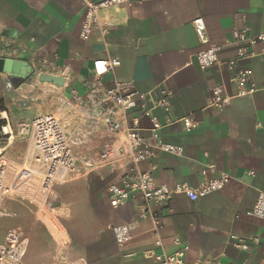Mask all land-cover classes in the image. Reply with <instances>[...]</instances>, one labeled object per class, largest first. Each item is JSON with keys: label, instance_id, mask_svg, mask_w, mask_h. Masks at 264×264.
Instances as JSON below:
<instances>
[{"label": "crops", "instance_id": "0c3cea01", "mask_svg": "<svg viewBox=\"0 0 264 264\" xmlns=\"http://www.w3.org/2000/svg\"><path fill=\"white\" fill-rule=\"evenodd\" d=\"M84 13L82 0H0V44L23 49L13 60L26 62L33 73L63 78L62 88L70 92L60 113L67 134L88 133L85 141L72 145L81 174L54 186L56 219L66 242L56 245L40 219L2 216L0 224H8L0 240L9 228L21 231L23 264H144L143 252L152 247L153 236L150 220L139 217L143 198L137 195L112 207L108 185L132 171L151 172L156 182L170 187L197 186L205 176L226 172L230 179L218 191L194 200L175 195L168 208L153 205L162 217V247L155 250L174 253L185 245V264H264V218L251 214L259 192L264 193V54L240 61V68L251 71L257 91L236 96L231 70L218 65L203 70L196 63L194 54L206 45L192 25L201 17L208 44L222 46L218 58H233L240 47L229 43L234 30L264 32V0H131L129 6L101 11L100 21L112 25L106 35L94 30L87 39L80 37ZM263 48L258 43L253 50ZM111 58L119 65L102 75L98 93L117 83L140 92L154 90L156 97L159 90L171 92L168 109L151 112L159 124L157 139L142 110L148 101L127 111L112 107L115 119L126 128L137 118V133L145 143L180 146L182 155L158 150L137 164L117 155L110 165L96 164L106 143L117 144L102 117L93 115L90 94L96 82L93 61ZM32 84L27 77L13 86L8 73L0 72V94L11 110L15 93L26 97ZM220 85L231 96L222 109L209 105L212 89ZM186 116L199 122L190 132L178 120ZM85 161L93 166L88 168ZM124 223L130 224L133 236L120 248L109 226ZM231 236L246 238L247 249L235 246ZM254 237L258 244L250 240Z\"/></svg>", "mask_w": 264, "mask_h": 264}, {"label": "built area", "instance_id": "2783aa9c", "mask_svg": "<svg viewBox=\"0 0 264 264\" xmlns=\"http://www.w3.org/2000/svg\"><path fill=\"white\" fill-rule=\"evenodd\" d=\"M84 6V20L80 30V37L87 39L90 33L98 30L103 36L108 33L112 25L110 21H100L99 14L103 10L114 7L129 6L131 0H82ZM192 25L201 44L206 47L196 54L194 58L201 69H207L218 65L226 67L232 71L230 81L236 86V96H247L257 91V87L252 79L251 71L239 67L240 61L264 54V48L256 52L253 48L258 43H264V32L252 34L247 28L236 29L232 32L230 44H238L235 57L225 60L218 58V53L222 46L208 44L204 20L197 17L192 21ZM24 50L18 46L2 42L0 44V58L18 59ZM119 65L118 59H97L93 61L92 73L95 87L90 90L93 97V115L102 117L109 133L116 137L117 144L106 143L96 159V164H112L113 155L120 158L129 159L137 164L141 161L155 157L156 151L163 150L182 155L183 149L180 146L161 144H148L137 133V118L131 119L132 126L122 128L115 119L112 107L117 106L123 111L142 107V102L148 101L149 107L142 108L143 114L150 117L152 121V131L154 138H158L157 130L159 124L151 117V112L156 108L168 109L171 92L164 89L159 90L160 97H156L154 90L140 92L128 83H117L113 88L98 93L101 88V77L112 68ZM74 97L79 96L74 94ZM231 96L222 93V86H215L211 91L209 105L222 109L230 100ZM4 115V116H2ZM0 119L3 120L0 126V139L12 140L17 136L25 141L31 151L30 162L22 165L0 157V216L1 205L4 198H18L30 204L38 206V213L46 214L53 218L55 222L50 229V234L60 246L67 240V234L59 225L56 214L59 208L58 195L54 186L59 181H65L81 174L76 165V160L72 153V145L85 141L87 131L82 135L75 133L70 138L65 131L61 118L51 113L38 114L29 120H21L13 130L5 111H0ZM184 129L190 132L199 126V122L192 116L179 118ZM2 150H0L1 154ZM88 168L93 163L85 161ZM253 175V172H249ZM230 179L226 172H219L214 177L205 176L197 186H190L186 183H176L170 187L163 183L156 182L151 172L132 171L121 174L108 185L109 203L112 207L125 204L135 198L142 196L143 205L139 212V217L149 219L151 222L150 233L153 236L152 247L144 250V264H185V254L187 246H182L174 253H166L161 250L157 252L155 248L162 247L160 230L162 227V217L159 211L153 209V205L168 208L175 195L183 194L190 200L199 196L220 190ZM251 214L264 218V193L259 192ZM43 215L38 219L42 220ZM114 240L118 247L124 246L132 239V228L130 224L110 225ZM235 246L247 249L248 240L243 237L231 236ZM258 244L257 237L250 239ZM178 244V240H174ZM264 250V246H263ZM25 252L24 240L18 228H9L0 242V264H22V257Z\"/></svg>", "mask_w": 264, "mask_h": 264}, {"label": "rangeland", "instance_id": "374dc122", "mask_svg": "<svg viewBox=\"0 0 264 264\" xmlns=\"http://www.w3.org/2000/svg\"><path fill=\"white\" fill-rule=\"evenodd\" d=\"M42 75L43 74L38 72H32V74H30V83H33L32 87H30L31 90L28 91L26 97L20 96L19 92L15 93L14 96L16 101L13 103L14 110H11L8 105L5 104L2 94H0V111L6 112L7 118L13 130L16 129L19 121L29 120L38 114L51 113L61 118L60 113L63 112L62 109L64 102L70 92L68 89L62 88V85H59L54 81H41L40 76ZM22 100H26V102L23 104L21 103ZM61 121L64 124L65 131L67 133V125L62 119ZM2 123L3 120L0 119V126ZM0 150H2L0 157L3 156L8 161H12L20 165L25 162L26 164L30 162L31 151L28 149L26 142L17 136H14V138L10 141L0 139ZM1 213L2 218L10 220L18 218H33L36 220L39 215H43L44 219L49 220L48 215L41 214V212L38 213V206L18 198H4L1 205ZM43 218L40 222H43L46 226H48V221L45 222ZM7 224L8 223L0 224V237L6 229ZM0 242H2V239ZM24 255L25 252L22 257V264Z\"/></svg>", "mask_w": 264, "mask_h": 264}, {"label": "water", "instance_id": "95a60500", "mask_svg": "<svg viewBox=\"0 0 264 264\" xmlns=\"http://www.w3.org/2000/svg\"><path fill=\"white\" fill-rule=\"evenodd\" d=\"M6 72L13 86H18L23 80L32 74L33 70L24 61L13 60L9 58H0V72ZM41 81H54L59 85L64 83L63 78L43 74L40 76Z\"/></svg>", "mask_w": 264, "mask_h": 264}, {"label": "bare ground", "instance_id": "6f19581e", "mask_svg": "<svg viewBox=\"0 0 264 264\" xmlns=\"http://www.w3.org/2000/svg\"><path fill=\"white\" fill-rule=\"evenodd\" d=\"M43 220H45V222H47V221H48V222H47V223H48V227H49V228H50V230H51V231H52V232L55 234V233H56V231H54V229L52 228V225H51V224H52V222H51V221L49 222V220H47V219H44V218H43Z\"/></svg>", "mask_w": 264, "mask_h": 264}]
</instances>
